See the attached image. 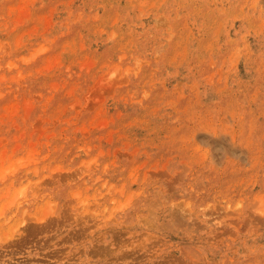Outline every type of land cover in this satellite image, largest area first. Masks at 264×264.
Wrapping results in <instances>:
<instances>
[{
  "label": "rangeland",
  "instance_id": "rangeland-1",
  "mask_svg": "<svg viewBox=\"0 0 264 264\" xmlns=\"http://www.w3.org/2000/svg\"><path fill=\"white\" fill-rule=\"evenodd\" d=\"M0 264H264V0H0Z\"/></svg>",
  "mask_w": 264,
  "mask_h": 264
},
{
  "label": "bare ground",
  "instance_id": "bare-ground-1",
  "mask_svg": "<svg viewBox=\"0 0 264 264\" xmlns=\"http://www.w3.org/2000/svg\"><path fill=\"white\" fill-rule=\"evenodd\" d=\"M109 69H110V73L113 74L114 72H116L118 67L115 65H112ZM199 133H200L199 135L201 136L200 137L201 139H202V136H204V137L212 139V141L217 142L218 144H220L222 140H227V136L225 134L217 133V131H215L213 129L207 130V131L206 130L205 131L199 130ZM229 145L232 146V149H231L232 152L236 153L237 150H235L236 148L233 146L232 142H229Z\"/></svg>",
  "mask_w": 264,
  "mask_h": 264
}]
</instances>
